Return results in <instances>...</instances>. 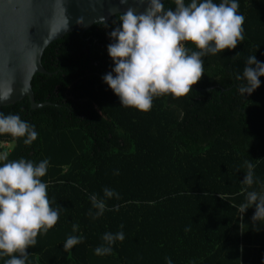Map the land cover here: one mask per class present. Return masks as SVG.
<instances>
[{
    "label": "trees",
    "instance_id": "16d2710c",
    "mask_svg": "<svg viewBox=\"0 0 264 264\" xmlns=\"http://www.w3.org/2000/svg\"><path fill=\"white\" fill-rule=\"evenodd\" d=\"M238 2L244 41L203 57L205 74L195 85L205 90L154 98L147 112L120 105L102 81L113 67L107 32L118 26L112 21L119 13L109 28L94 23L45 48L47 72L36 73L31 85L36 102L46 104L33 109L23 98L0 106L38 132L31 146L0 136L12 144L9 160L48 159L41 179L51 206L61 208L56 225L26 249V264H167L166 258L172 264H264V221L252 222L254 208L242 218L239 212L248 163L255 182L247 191L264 194V76L247 96L234 78L248 56L264 62V0ZM105 187L119 199H107L108 210L93 220L89 196L102 197ZM121 225L124 241L110 255H95L103 234ZM70 235H83L84 242L66 252Z\"/></svg>",
    "mask_w": 264,
    "mask_h": 264
},
{
    "label": "clouds",
    "instance_id": "9594fccd",
    "mask_svg": "<svg viewBox=\"0 0 264 264\" xmlns=\"http://www.w3.org/2000/svg\"><path fill=\"white\" fill-rule=\"evenodd\" d=\"M126 3V0H120ZM174 8H165L162 0H147L145 11L137 12L132 7L119 12L107 32L111 42L106 46L113 62L111 71L102 76V81L119 99V104L147 112L154 98L162 95L186 96L192 92L204 75V60L207 55H217L225 49L232 50L244 41L245 17L239 13L238 0H171ZM104 28L110 24L105 17L95 22ZM187 42L194 46L190 48ZM264 62L254 54L247 57L242 73L234 78L240 83L238 93L247 96L261 86ZM8 96L0 97L7 99ZM23 138L31 146L37 140L35 126L19 114L0 112V136ZM9 151L0 150V259L4 264H26L29 247L37 245V236L46 234L59 220L61 208H53L48 197V184L42 181L47 174L49 160L38 163L25 158L9 160ZM247 172L241 181L247 187L246 202L240 205L241 218L249 208H254L252 222L264 221V194L247 191L254 184L253 165L248 163ZM103 196H89L93 212L88 215L98 219L107 209L106 200L119 199V193L105 187ZM112 211H118L115 206ZM115 233L105 232L102 243L94 249L97 256L110 255L113 245L123 242V225ZM79 225H73V232ZM187 231V229H186ZM83 235H70L63 242L64 251H71L83 243ZM167 264H172L171 259Z\"/></svg>",
    "mask_w": 264,
    "mask_h": 264
},
{
    "label": "water",
    "instance_id": "95a60500",
    "mask_svg": "<svg viewBox=\"0 0 264 264\" xmlns=\"http://www.w3.org/2000/svg\"><path fill=\"white\" fill-rule=\"evenodd\" d=\"M146 6L147 0H0V97L8 96L0 106L23 98L33 109L45 105L36 102L31 81L47 72L41 59L52 41L86 30L100 17L109 20L128 7L143 12Z\"/></svg>",
    "mask_w": 264,
    "mask_h": 264
},
{
    "label": "rangeland",
    "instance_id": "374dc122",
    "mask_svg": "<svg viewBox=\"0 0 264 264\" xmlns=\"http://www.w3.org/2000/svg\"><path fill=\"white\" fill-rule=\"evenodd\" d=\"M0 144L2 145L1 142H0ZM1 145H0V146H1ZM10 147H12V144H10V145H9V144H8V145L6 144V145H4V148H2V149H0V150H8Z\"/></svg>",
    "mask_w": 264,
    "mask_h": 264
},
{
    "label": "built area",
    "instance_id": "2783aa9c",
    "mask_svg": "<svg viewBox=\"0 0 264 264\" xmlns=\"http://www.w3.org/2000/svg\"><path fill=\"white\" fill-rule=\"evenodd\" d=\"M0 145H1V144H0ZM4 145H6V143H2V145H1V146H4ZM1 146H0V147H1Z\"/></svg>",
    "mask_w": 264,
    "mask_h": 264
}]
</instances>
